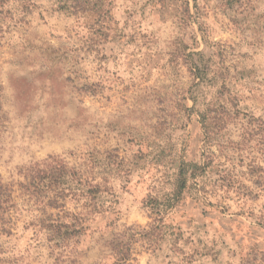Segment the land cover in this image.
<instances>
[{"label": "rangeland", "instance_id": "rangeland-1", "mask_svg": "<svg viewBox=\"0 0 264 264\" xmlns=\"http://www.w3.org/2000/svg\"><path fill=\"white\" fill-rule=\"evenodd\" d=\"M62 1L0 0V264H264V0ZM51 157L59 209L19 186Z\"/></svg>", "mask_w": 264, "mask_h": 264}, {"label": "trees", "instance_id": "trees-1", "mask_svg": "<svg viewBox=\"0 0 264 264\" xmlns=\"http://www.w3.org/2000/svg\"><path fill=\"white\" fill-rule=\"evenodd\" d=\"M104 0H99L98 4L93 3L91 0H64L63 9L69 11H83L85 7L90 8L96 17H100L101 13L108 8L109 5H103ZM76 13V12H75ZM56 164V165H54ZM193 169H197V165H187ZM183 165L179 172V191L178 196H182V191L187 184V175L189 174L188 168ZM25 176L26 183L19 186L24 191L26 197H29V202L47 200L46 206L50 209L63 208V201L67 196V189L62 187V184L70 178L71 171H69L66 163L62 159L48 158L41 163H36L26 169ZM77 174V173H76ZM81 178V177H80ZM57 186V190L54 187ZM88 190L90 195L95 194L94 189L97 186H90ZM41 202V201H39ZM17 204L15 203L14 191L11 184H5L0 179V233L11 235L17 214ZM50 219L43 220L49 222L46 229L49 234L54 233L56 236L71 238L74 236L77 228H83L85 224H78V222H62V217L53 219V215H49ZM51 231V232H50ZM55 231V232H53Z\"/></svg>", "mask_w": 264, "mask_h": 264}]
</instances>
